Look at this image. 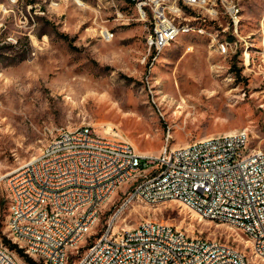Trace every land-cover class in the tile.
Masks as SVG:
<instances>
[{
    "label": "rangeland",
    "instance_id": "obj_1",
    "mask_svg": "<svg viewBox=\"0 0 264 264\" xmlns=\"http://www.w3.org/2000/svg\"><path fill=\"white\" fill-rule=\"evenodd\" d=\"M133 3L0 0V176L37 157L61 130L82 125L139 156L158 155L168 136L178 148L240 130L264 153V0H209L203 9L180 1L186 8L172 20L190 31L155 57L145 42L151 17L141 18ZM5 189L2 183L0 241L9 249ZM119 199L117 192L100 215ZM144 221L233 244L264 264L241 233L178 202L135 201L118 229ZM101 224L99 216L95 228Z\"/></svg>",
    "mask_w": 264,
    "mask_h": 264
},
{
    "label": "built area",
    "instance_id": "obj_2",
    "mask_svg": "<svg viewBox=\"0 0 264 264\" xmlns=\"http://www.w3.org/2000/svg\"><path fill=\"white\" fill-rule=\"evenodd\" d=\"M130 2H137L141 18L151 17L155 55L177 30L169 7L182 8L180 0ZM243 131L178 148L168 145V136L158 155L139 157L130 144L98 136L89 125L61 130L37 157L0 176L15 196L6 235L23 258L34 252V264H245L244 254H235L238 246L179 235V228L162 222L118 229L135 201H174L200 219L236 227L264 259V163L244 145ZM109 192H120L118 203L109 215L96 214ZM71 212H79V220L70 221ZM94 216L102 217L99 228H92ZM78 236H88L83 251H74ZM7 251L0 241V264H15Z\"/></svg>",
    "mask_w": 264,
    "mask_h": 264
},
{
    "label": "bare ground",
    "instance_id": "obj_3",
    "mask_svg": "<svg viewBox=\"0 0 264 264\" xmlns=\"http://www.w3.org/2000/svg\"><path fill=\"white\" fill-rule=\"evenodd\" d=\"M164 1H166V0H164ZM173 1L176 2V0H173ZM180 1L181 2L183 1V3H185L189 7H197V8H201V9H203V7H205L207 5V3L209 2V0H180ZM9 2L16 3L17 0H9ZM162 2H163V0H146V4H154V3H162ZM136 9H137V12L139 13V15L141 16V12H139L137 2H136ZM171 9L172 10H169V12L171 14H177V13H179V8L178 9L171 8ZM140 16H138V17L140 18ZM176 18H178V17H176ZM171 28L172 29H177L176 32L174 33V35H173L172 38H164V43H162L160 45V48H159V50H157L155 52L154 57L155 56H159L162 52H164V50L167 47H169L172 43L176 42L181 35H186L190 31L187 27H182V26L179 27L174 22V20L171 21ZM104 34L106 36V33H104ZM145 42H146V46L148 48V51L149 52L151 51L154 54L153 48H151L149 46L150 33L147 36ZM235 134L236 133L226 134V135H235ZM242 141H243V143H244L245 146L249 147V144H250L249 143V138H248V135L245 132H243V134H242ZM124 143H127V142H124ZM127 144H129V143H127ZM251 152H254V155L258 159H262V161L264 163V153L262 151L256 150V149H251ZM137 156H139V155L137 154ZM139 157H147V156H139ZM2 183H5L6 188L8 189V179H1V184ZM116 193L117 192H109V193H107V195L105 196V200H103L101 203H99V207H96V214H100V211H101L102 207L106 203H108L109 200L112 198V196L115 195ZM8 196H9V202H10L8 220H12L13 208L15 206V196H14V193L13 192H8ZM77 220H79V212H71L70 213V221H77ZM201 220L211 221L210 218H201ZM98 222H99V216H94V219H92V228H95L97 226ZM19 228H26V221H19ZM230 228L238 232V229L236 227H230ZM7 230H8V234H11V227L10 226H7ZM179 235H188V234L185 233L182 229H179ZM241 235L246 239L247 243L249 244V247L248 248L250 249L252 256L255 259H260V260H263L264 261V259L262 257H259L258 247L256 245H253V240H251V238L249 236H245L243 233H241ZM87 238H88V236H78L77 237V243L74 244V251H79V248L81 247L82 244H85V241H86ZM235 254H244L245 264H252L250 262L249 258H248V254H247V252L245 250L243 251V250L239 249V247H235ZM27 255H29L32 258H34V252H27ZM7 258L9 259V261H15V264H20L17 261L15 255H13L12 253H10L9 251H7Z\"/></svg>",
    "mask_w": 264,
    "mask_h": 264
},
{
    "label": "trees",
    "instance_id": "obj_4",
    "mask_svg": "<svg viewBox=\"0 0 264 264\" xmlns=\"http://www.w3.org/2000/svg\"><path fill=\"white\" fill-rule=\"evenodd\" d=\"M184 8H186V7H183L182 9L184 10ZM63 38L64 39H67V37L66 36H63ZM1 49V48H0ZM7 198H8V196H7ZM9 199V198H8ZM6 228H7V226H6ZM8 234V233H7ZM5 241V240H4ZM7 244H8V246H9V249L10 250H16V252L18 253V255H19V257H22L23 255H22V252L20 251V250H18L17 249V247L15 246V245H11L9 242H7V241H5ZM88 243V238L86 239V241H85V245ZM27 258H30V259H27ZM27 258L25 259V262L27 263V264H34V262L31 260V259H34V258H32L31 256H29V255H27Z\"/></svg>",
    "mask_w": 264,
    "mask_h": 264
}]
</instances>
